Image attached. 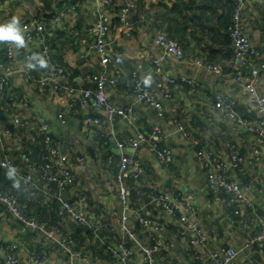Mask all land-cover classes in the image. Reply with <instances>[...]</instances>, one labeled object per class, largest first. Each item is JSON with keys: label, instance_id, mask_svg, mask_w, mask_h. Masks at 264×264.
<instances>
[{"label": "crops", "instance_id": "obj_1", "mask_svg": "<svg viewBox=\"0 0 264 264\" xmlns=\"http://www.w3.org/2000/svg\"><path fill=\"white\" fill-rule=\"evenodd\" d=\"M75 1L0 0V23L14 15L20 17L21 24L31 18L42 23V36L32 42V51L40 52L46 44L51 49L52 61L64 69L61 83L76 88L92 87L91 75L101 71L104 64L87 42L85 31L93 20L98 2ZM114 1L108 9L112 18L126 0ZM136 2L137 7L127 17L129 26L124 28L115 23L109 28L107 41L111 59L107 67L116 70L119 79L116 85H108L106 89L109 100L120 107L131 106L136 116L131 122L121 116L114 117L112 122L117 139L126 140L138 132L151 134L156 122L163 128L164 136L158 140V146L171 151V161L161 162L147 140L123 150L137 157L144 167L138 180L128 175L123 177L128 205L141 207V214L162 222L163 227L145 228L130 212V225L137 233L138 242L119 229L123 205L118 198L117 172L122 150L115 140L100 135L104 125L86 122L87 115H99L93 99L84 106L79 92L67 95L62 90H54L51 82L44 87L31 88L24 72L23 46H16L15 57L7 64L8 81L1 93L0 104L28 123L10 122L9 114L0 118L1 127L6 124L11 128L10 135L0 143V159L10 158L22 173L31 172L33 180L24 185L14 184L12 178L16 177L1 169L3 179L10 183L11 192L3 190L22 200L29 215L38 220L49 218L53 224L60 225L65 234L73 235V247L84 250L86 260L70 257L55 238L12 219L2 203L0 252L16 243L23 261L31 255L41 254L45 256V264H147L142 261L141 246L161 238L169 244L157 251L158 264H203L208 259V251L192 242V234L180 220L181 214H186L206 230V247L228 244L240 248L232 264H264L262 243L243 247L250 235L264 229V177L259 165L252 161L253 140L248 130V125L257 122L258 117L249 108L246 88L233 77V54L226 28L236 0ZM240 13L250 40L259 50V59L264 62V6L260 0H244ZM158 31L179 42L186 62L177 64L168 59L160 70L155 69L151 58L157 51L154 36ZM6 43L0 41V72L6 66ZM192 59L215 64L218 70H209L193 63ZM46 70V62L38 63L33 74L44 78ZM132 70L148 79L157 92L164 105L162 118H158L149 104L135 100L130 80ZM162 74L192 78L194 83L176 80L168 85L170 95H165L157 86ZM258 88L264 91V70ZM217 90L233 100L234 108L244 122L234 123L219 116L211 107ZM10 95L23 99V104L11 107ZM61 112L64 120L59 118ZM177 121H182L188 135L177 129ZM42 126L55 139V145L69 155V164L74 167V182L60 189L42 177L41 164L35 165L39 164L35 161L41 162L43 154L40 146ZM230 141L236 142L244 161L232 167L229 175L242 186H249L250 203L244 204L239 213H235V205L226 200L228 193L223 190L213 192L208 188L205 170L196 155L199 147H205L228 157L227 143ZM80 156L85 158V164L78 169L74 163ZM32 164L34 169L30 168ZM158 194L166 195L176 203L173 212H165L152 202ZM58 196L82 207L93 220L107 224L98 234L90 235L88 228L71 216L59 214V206L56 209ZM125 248L131 252L125 254Z\"/></svg>", "mask_w": 264, "mask_h": 264}, {"label": "built area", "instance_id": "obj_2", "mask_svg": "<svg viewBox=\"0 0 264 264\" xmlns=\"http://www.w3.org/2000/svg\"><path fill=\"white\" fill-rule=\"evenodd\" d=\"M98 2V7L95 10L92 22L87 26L85 34L87 42L91 45L95 53L98 55V60L104 67L101 71L95 72L91 75L92 87L76 88L71 84H64L60 82V78L64 76V69L54 63L51 59V49L44 44L40 52H33L31 49L32 42L39 36H42L43 25L36 19L31 18L29 21H23L22 27L25 35V44L23 46L24 52V72L26 81L31 88L37 86H46L48 82L54 87V90H62L67 95H74L77 92L81 95V101L84 106H87L90 99H93L96 109L99 111V115H87L86 122L104 125V131L100 132L103 138L113 139L116 141L117 146L122 150L120 154L119 171L117 175L118 180V198L123 205V211L119 221V229L126 232L136 242H138L136 231H134L130 225V212L134 213L139 219L140 223L145 228L161 229L163 227L162 222L155 220L154 218L141 214V207H130L127 203L126 189L123 184V177L128 175L134 180H138L144 173V167L140 160L133 154L123 152L126 146L137 147L142 141H149L151 147L155 150L157 158L164 163L172 160V153L165 147L158 146V140L164 136V131L159 122L154 124L151 134H145L144 132H138L135 136L129 137L126 140H119L115 136V130L113 128V122L115 116H121L126 121H134L136 116L131 106H117L108 98L107 86L116 85L119 79V74L116 70H112L107 67V63L110 61V52L108 49L107 34L111 26L112 16L108 12V4L110 0H94ZM108 1V2H107ZM244 0H236V4L232 13L231 22L227 27V34L230 38V46L233 54V77L234 80L247 90V103L249 108L253 109L257 114V122L248 125V130L252 134V161L257 163L261 169V173L264 177V91H260L258 84L261 80V74L264 70V62L261 61L260 53L257 46L250 40L246 26L241 19V7ZM264 6V0H260ZM137 7L136 0H126L122 4L115 15L118 19L117 23L126 28L130 25L128 21V15ZM56 19L58 15L55 16ZM129 34V31H126ZM154 44L156 46V54L151 58V63L158 71L163 66V63L171 59L177 64L186 62L183 49L179 42L168 36L165 32L158 31L154 36ZM17 45L14 42L7 41L5 48L6 66L2 67L0 72V103L1 93L4 91L8 81V63L15 57V47ZM42 58L47 63L46 75L44 78L36 77L33 74V68L38 64L39 59ZM193 63L198 65H204L209 70H218L215 64H204L201 60L192 59ZM1 67V66H0ZM161 79L158 80L157 86L163 91L165 95H170L168 85L174 83L176 80H183L189 83H194V79L184 76H174L162 74ZM130 80L132 85V92L135 100L143 101L149 104L155 109L158 118H162L164 115V105L159 98L157 92L150 86L149 80L140 75L137 70L130 72ZM23 99L16 98L13 95L9 96V105L11 107L21 106ZM211 107L217 112L219 116L227 118L232 122L242 123L243 119L239 117L236 109L234 108L233 100L224 94L223 91L217 90L214 93ZM10 116V122L25 125L28 121L21 118L18 114H14L9 108H4L0 104V118L3 116ZM59 118L64 120L63 113H59ZM1 125V124H0ZM176 127L182 132L183 135H188L182 121L176 122ZM41 131L43 133L44 141L47 143L52 141L51 136L46 132V127L42 126ZM11 133L9 126H0V143L3 142L6 136ZM54 144V143H53ZM50 145V160L40 165L41 175L49 182H55L58 188H62L65 185L72 184L75 180V171L70 162V157L61 150L58 145ZM229 148V156L224 157L216 153L211 148L199 147L196 150L198 162L201 167L204 168L207 178L208 188L216 192L223 190L229 194L226 198L229 203L235 205L234 212L239 213L241 207L244 204H249V198L247 196V190L249 186H242L238 180L232 178L229 175V170L232 167L239 166L244 161V156L240 153L236 142L230 141L227 143ZM74 163L76 168L80 169L85 164V158L83 156L78 157ZM0 168L8 170L14 168L13 177L20 178L23 183H30L33 180L31 172L22 173L17 168L15 163L10 158L0 159ZM31 169L35 166L32 164ZM60 205L58 207L59 214H68L75 221L86 226L91 232L96 235L99 230L107 223L93 220L87 212L80 206L63 199L58 196ZM81 201V199H80ZM152 202L160 207L165 212H173L175 202L166 195H155ZM0 203L4 205L6 210L11 216L18 222L25 224L31 229L40 230L43 233L55 238L63 251L70 254V257L86 260L85 251L81 249H75L74 238L72 235L65 234L58 224H51L48 220H38L32 216H29L24 205L19 198L7 191L0 190ZM80 205V203H79ZM180 220L185 224V228L192 234V242L204 247L203 250L208 251V259L203 264H232L238 257L240 248L234 247L228 244H221L214 248L206 247V230L200 223L190 219L186 214H181ZM257 243L264 245V229L255 232L250 235L245 243L244 248H251ZM164 244H169L167 241H163L161 238L154 239L152 242L145 243L142 248V261L147 264H158L156 260V253L163 247ZM20 247L16 243H11L8 250L0 252V264H45V256L41 254L31 255L27 261H23L20 257ZM203 251V252H204ZM85 252V253H84ZM125 254L131 252L130 249H123ZM201 259V255L197 256ZM71 264V263H70ZM90 264H96L91 262ZM199 264V263H192Z\"/></svg>", "mask_w": 264, "mask_h": 264}, {"label": "trees", "instance_id": "obj_3", "mask_svg": "<svg viewBox=\"0 0 264 264\" xmlns=\"http://www.w3.org/2000/svg\"><path fill=\"white\" fill-rule=\"evenodd\" d=\"M48 1H50V0H44V2H48ZM74 1V0H73ZM76 1H79V0H76ZM75 1V2H76ZM115 3V1L114 0H111L110 2H109V4H108V8H109V6H112L113 4ZM231 18H232V15H231ZM117 21H118V19H116L115 17L114 18H112V21H111V26H110V28L115 24V23H117ZM231 22V21H230ZM230 24V23H229ZM228 24V25H229ZM228 25H227V27H228ZM226 32H227V28H226ZM42 136V135H41ZM105 139V138H104ZM55 139L54 138H52V141L51 142H45L44 141V137H41V141H40V146H41V149H42V151H43V154H42V159H41V162H37V161H35L36 163H39V164H35L36 166H38V165H40V164H43V163H45V162H47V161H49L50 160V157H51V155H50V151H49V147H50V145H52L53 143L55 144ZM53 144V145H54ZM1 169H5V168H0V180H1V182H0V189H7L8 191H10L9 190V188H10V183H8L5 179H3V177H2V175L4 176V174H3V170H1ZM7 170V169H6ZM8 171V170H7ZM118 171H119V167H118ZM21 172V171H20ZM118 173V172H117ZM118 175V174H117ZM12 180H13V182H14V184H20V185H24V183L22 182V180L20 179V178H12ZM51 184H54L55 186H56V188L58 187L57 186V184L55 183V182H52ZM5 191V190H4ZM7 191V192H8ZM11 192V191H10ZM13 193V192H12ZM21 201V203H23V201L22 200H20ZM60 200L58 199V200H56V209H57V207L60 205ZM24 204V203H23ZM75 204V203H74ZM5 208V207H4ZM5 210H6V208H5ZM7 211V210H6ZM26 211V213L29 215V212H28V210H25ZM8 212V211H7ZM8 214L11 216V214L8 212ZM88 214V213H87ZM29 216H31V215H29ZM90 216V215H89ZM33 217V216H32ZM91 217V216H90ZM11 218L12 219H14L12 216H11ZM34 218H36V217H34ZM92 218V217H91ZM36 219H38V218H36ZM15 220V219H14ZM39 220H48L51 224H53L52 222H51V220L49 219V218H46V219H39ZM21 225H23L22 223H21ZM84 226V225H83ZM84 227H86V226H84ZM88 232H89V234L90 235H92L93 233L91 232V230L90 229H88L87 230ZM72 237H73V235H72ZM74 238V237H73ZM112 250V249H111ZM111 250L109 251V252H111Z\"/></svg>", "mask_w": 264, "mask_h": 264}, {"label": "clouds", "instance_id": "obj_4", "mask_svg": "<svg viewBox=\"0 0 264 264\" xmlns=\"http://www.w3.org/2000/svg\"><path fill=\"white\" fill-rule=\"evenodd\" d=\"M0 41L14 42L17 47L24 46L25 35L19 16H11L7 22L0 23ZM38 62L41 65L45 63L42 58H40ZM14 171V168H10L8 175L12 176Z\"/></svg>", "mask_w": 264, "mask_h": 264}]
</instances>
